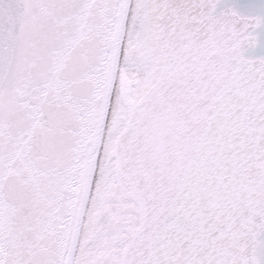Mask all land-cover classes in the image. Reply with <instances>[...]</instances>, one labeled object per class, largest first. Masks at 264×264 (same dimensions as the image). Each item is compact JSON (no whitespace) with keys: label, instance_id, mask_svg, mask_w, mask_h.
<instances>
[{"label":"snow or ice","instance_id":"1","mask_svg":"<svg viewBox=\"0 0 264 264\" xmlns=\"http://www.w3.org/2000/svg\"><path fill=\"white\" fill-rule=\"evenodd\" d=\"M0 264H264V0H0Z\"/></svg>","mask_w":264,"mask_h":264},{"label":"water","instance_id":"2","mask_svg":"<svg viewBox=\"0 0 264 264\" xmlns=\"http://www.w3.org/2000/svg\"><path fill=\"white\" fill-rule=\"evenodd\" d=\"M239 2L241 4H245V3H251V2H253V0H239Z\"/></svg>","mask_w":264,"mask_h":264}]
</instances>
